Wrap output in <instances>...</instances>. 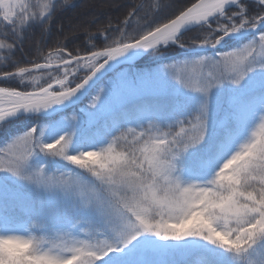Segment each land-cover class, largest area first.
Returning <instances> with one entry per match:
<instances>
[{
	"label": "snow or ice",
	"instance_id": "snow-or-ice-1",
	"mask_svg": "<svg viewBox=\"0 0 264 264\" xmlns=\"http://www.w3.org/2000/svg\"><path fill=\"white\" fill-rule=\"evenodd\" d=\"M69 5L0 0V82H16L0 87V132L81 97L90 125L119 108L84 135L81 119L65 115L51 140L49 125L36 123L0 146V244L10 245L0 246V264H264V0H139L114 27L74 25L26 60L30 33L50 34ZM78 33L82 47L69 50ZM180 48L193 55L118 71ZM109 71L111 84L98 87ZM169 93L171 106L125 103Z\"/></svg>",
	"mask_w": 264,
	"mask_h": 264
},
{
	"label": "trees",
	"instance_id": "trees-1",
	"mask_svg": "<svg viewBox=\"0 0 264 264\" xmlns=\"http://www.w3.org/2000/svg\"><path fill=\"white\" fill-rule=\"evenodd\" d=\"M29 1L30 0H28V2ZM108 2H109V5H112V6L111 7L109 6V9L107 7L104 8V5H107ZM137 2H139V0H116L115 5L113 6L112 0H75V6H71L70 8H67V9L65 7V9L62 10L58 14V16L55 19V23H54V26L50 34L42 37L38 30H34L37 33L34 34V36L32 37H35V38L30 39L29 41H26L25 51L31 53L30 56L26 57V60L34 59V58L36 59V56H35L36 46L50 50L51 47L55 44L56 38L58 36H61L63 34H67L68 32H70L74 25L80 24V25L87 26L94 32L95 26L97 23H107L109 19H112L113 27H114L117 23H119V20L117 18L119 17L122 19L125 12L129 11L131 9V6ZM144 2L146 4H149V3L155 4L156 0H144ZM191 2H195V0H178V3L181 6L185 4L190 6ZM142 15H145V21H143V23H149L154 19L151 13H148L147 10H145V13H142ZM93 17L95 19H93ZM106 35L107 34H101V40H104V37ZM193 35L194 33H188L186 34L185 38L189 39L193 37ZM83 39H85V36L83 33H78L75 36H71L69 40L66 42L68 49L71 50L73 47L81 48L82 47L81 41ZM177 50L178 49L171 50V51L176 52ZM21 66H26V65L23 64ZM8 70L14 71L15 69L9 68ZM0 85L3 87H15L16 82L15 81L8 82V83L0 82ZM114 115H111L110 117L105 119L101 123V128L109 126ZM22 121L19 120V122H17L14 125H11L6 131L1 132L0 140L4 141L5 138H8L9 133L18 132L20 130L21 125L24 124ZM191 258L196 259L197 255H194ZM168 259L178 260L180 259V257H174L173 259L169 257Z\"/></svg>",
	"mask_w": 264,
	"mask_h": 264
},
{
	"label": "rangeland",
	"instance_id": "rangeland-1",
	"mask_svg": "<svg viewBox=\"0 0 264 264\" xmlns=\"http://www.w3.org/2000/svg\"><path fill=\"white\" fill-rule=\"evenodd\" d=\"M25 2H28V0H25ZM43 2H44V0H30L28 3H43ZM109 6L111 7L112 5H109V2H108L107 5H104V8L107 7L109 9ZM33 9H35V8H33ZM36 10L37 9H35V11ZM105 10H107V9H105ZM176 53L178 54L179 52H176ZM176 53L169 50V51L165 52L162 56H155V55L148 56L144 60H139L136 64V66L121 68L118 71H126L130 74H138V73H143V72H148V71H155V70H157V68L160 65L173 62L174 61V60H172V59H174L173 55ZM169 57H172V59L165 60L166 58H169ZM189 57H191V56H189ZM180 59H184V57L179 58V59H175V60H180ZM37 75H39V73H37ZM115 76H116V72H115L114 77ZM114 77L110 78L105 83L111 84ZM105 83H103V85L101 87H103ZM29 90H32V89L30 88ZM93 95H95V93ZM222 96H223V93H218L216 96H214V100H213L214 106L222 102V99H221ZM178 99L184 101L185 103H189V104L194 105L197 102L198 97L194 94L185 93V92L181 91V94L178 97ZM173 100H174V97L170 93L168 95L160 96V97H156V96L151 95V94H146V95L141 96V97L131 98V99L125 101V103L130 108H139V107H147L149 104L155 105L157 103L171 105ZM89 103H90V99H88V101L85 105H82L83 107L80 108V111H75V110L71 109L70 113H64L61 116L56 117L55 120H53L52 118H49V119H44V120L40 119V121L39 120L36 121V120L32 119L31 117L29 119L23 120L22 122L24 124L21 125L20 130L16 133H9L8 138H5L4 141L0 140V146H2L6 142V140H8L11 136L16 135L20 132L26 131L30 127L34 126L36 123H39L41 126L49 125V130L46 131V138L51 140L54 137V131L52 129V124L62 121V119L65 115H68V116L76 115L81 119V121H82L81 135H84V133L87 130L95 131V130L100 128L99 122L101 120H103V118L108 117L109 115H112V114L114 115V113H115V115L117 114V110L119 108L120 102H116L114 109L111 112L101 113L100 116L97 118V121L94 122L92 125H90L88 122V116H87L88 114L86 111ZM221 114L220 115L223 116V113H221ZM81 146L82 145L80 144V142L77 141V143L74 144L73 147H74V149H79ZM57 166L64 167L65 165L63 163H61L60 165H57ZM17 188H18V190H21V191L26 190L22 185H17ZM30 195L34 199H37V200L40 199V195L38 193H30ZM170 258H173V257L170 256Z\"/></svg>",
	"mask_w": 264,
	"mask_h": 264
},
{
	"label": "water",
	"instance_id": "water-1",
	"mask_svg": "<svg viewBox=\"0 0 264 264\" xmlns=\"http://www.w3.org/2000/svg\"><path fill=\"white\" fill-rule=\"evenodd\" d=\"M213 50L209 49V50H205L204 53L206 52H211ZM187 54H193V50H189L186 52ZM147 53L145 54H142V55H139L137 56L134 60H132L131 62H125V63H121L118 65V67H124V66H127V65H133L134 63H136L138 60H140L141 58H143V56H145ZM124 64V65H123ZM119 69V68H118ZM113 72L109 71V72H105L103 75L100 76V80L97 81V84L100 83V81H102V79L106 78L107 76L111 75ZM100 75V74H98ZM87 98L86 97H81L80 100L78 101H75L74 103H69L65 106H57L56 108L52 109V110H49L48 112H43V113H40L38 114L39 117H50L51 116H54V115H57L59 113H62L66 110H69L71 109V107L73 108L74 106H78L80 104H82Z\"/></svg>",
	"mask_w": 264,
	"mask_h": 264
},
{
	"label": "bare ground",
	"instance_id": "bare-ground-1",
	"mask_svg": "<svg viewBox=\"0 0 264 264\" xmlns=\"http://www.w3.org/2000/svg\"><path fill=\"white\" fill-rule=\"evenodd\" d=\"M61 2H62V0H61ZM71 7V5H69V6H66V9L67 8H70ZM32 11H35V9H32ZM39 31V30H38ZM37 32L36 31H33V32H31L30 33V35H29V38L26 40V41H29L30 39H33V38H35V37H32V36H34V34H36ZM39 37H40V35H39ZM3 37L2 36H0V39H2ZM25 45H26V42H25ZM25 49H26V46H25ZM43 49H46V48H43ZM47 50V49H46ZM83 54V53H82ZM25 59H26V57H25ZM35 59V58H34ZM39 62H41V63H43V60L41 59ZM124 65V64H123ZM30 66V65H29ZM119 69L118 70H120L121 68L120 67H118ZM113 74H115V72H113L111 75H113ZM111 75H109V76H107L106 78H104V79H102V81H100V83L98 84V86H100V85H102V83H104ZM21 121V120H20ZM17 122H19V120L17 121ZM17 122H15V123H13L12 125H14V124H16Z\"/></svg>",
	"mask_w": 264,
	"mask_h": 264
},
{
	"label": "clouds",
	"instance_id": "clouds-1",
	"mask_svg": "<svg viewBox=\"0 0 264 264\" xmlns=\"http://www.w3.org/2000/svg\"><path fill=\"white\" fill-rule=\"evenodd\" d=\"M0 246H3V247H9L10 245L7 244V243H3V244H0Z\"/></svg>",
	"mask_w": 264,
	"mask_h": 264
},
{
	"label": "flooded vegetation",
	"instance_id": "flooded-vegetation-1",
	"mask_svg": "<svg viewBox=\"0 0 264 264\" xmlns=\"http://www.w3.org/2000/svg\"><path fill=\"white\" fill-rule=\"evenodd\" d=\"M23 65V64H22Z\"/></svg>",
	"mask_w": 264,
	"mask_h": 264
}]
</instances>
